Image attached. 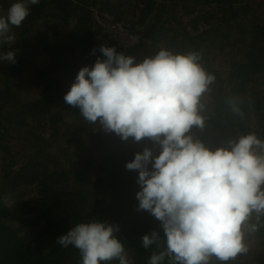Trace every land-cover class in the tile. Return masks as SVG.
Wrapping results in <instances>:
<instances>
[{
    "label": "trees",
    "instance_id": "trees-1",
    "mask_svg": "<svg viewBox=\"0 0 264 264\" xmlns=\"http://www.w3.org/2000/svg\"><path fill=\"white\" fill-rule=\"evenodd\" d=\"M0 264H264V0H0Z\"/></svg>",
    "mask_w": 264,
    "mask_h": 264
},
{
    "label": "built area",
    "instance_id": "built-area-1",
    "mask_svg": "<svg viewBox=\"0 0 264 264\" xmlns=\"http://www.w3.org/2000/svg\"><path fill=\"white\" fill-rule=\"evenodd\" d=\"M107 22L104 25L105 33L108 36H111L118 40L121 44L125 45L126 47H130L136 44L139 41V35L129 32L125 30L121 25L118 23H114L112 17L106 16L105 17ZM100 41L106 40L105 38H99ZM109 45L104 43V47L107 48Z\"/></svg>",
    "mask_w": 264,
    "mask_h": 264
},
{
    "label": "rangeland",
    "instance_id": "rangeland-1",
    "mask_svg": "<svg viewBox=\"0 0 264 264\" xmlns=\"http://www.w3.org/2000/svg\"><path fill=\"white\" fill-rule=\"evenodd\" d=\"M103 43H106V40H102Z\"/></svg>",
    "mask_w": 264,
    "mask_h": 264
}]
</instances>
